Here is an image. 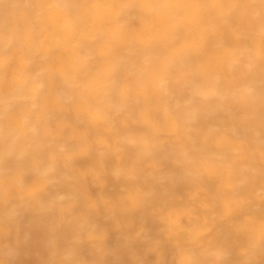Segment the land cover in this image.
Returning a JSON list of instances; mask_svg holds the SVG:
<instances>
[{
  "label": "bare ground",
  "instance_id": "6f19581e",
  "mask_svg": "<svg viewBox=\"0 0 264 264\" xmlns=\"http://www.w3.org/2000/svg\"><path fill=\"white\" fill-rule=\"evenodd\" d=\"M0 264H264V0H0Z\"/></svg>",
  "mask_w": 264,
  "mask_h": 264
}]
</instances>
